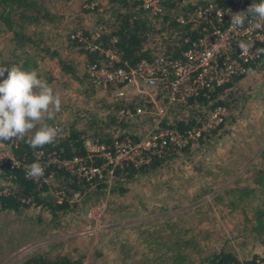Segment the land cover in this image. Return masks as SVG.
I'll return each mask as SVG.
<instances>
[{
  "label": "trees",
  "instance_id": "16d2710c",
  "mask_svg": "<svg viewBox=\"0 0 264 264\" xmlns=\"http://www.w3.org/2000/svg\"><path fill=\"white\" fill-rule=\"evenodd\" d=\"M82 1L79 11L94 14V25L92 29L78 26L73 28H79L86 35L88 32L91 33L92 40L100 47L115 49L118 58L109 64L110 67L130 66L141 58H149L156 54L168 58L178 57L180 50L186 45L184 41L186 36L190 40L195 39L202 32L210 29L212 24L222 28L228 20V16L224 14L221 21L190 19L178 22L174 18L175 14L188 9V6L180 7L179 0H161L163 12L153 18H149L145 10L134 0ZM90 2H93V5L86 6ZM225 2V0L218 1L223 5ZM259 2L260 0H245L244 13L248 14L247 8ZM55 13L49 10L44 0H0V35L3 34L5 37L4 48L0 49V66L11 68L16 65L26 71L35 69L39 77L46 80L50 86L58 83L64 87L69 83L66 78H69L76 84L78 92L89 100L97 91L109 94L108 89H102L90 81L85 69V64L89 62L108 64L102 51L87 50L75 39L69 38L68 33L73 28L67 29L65 37L60 40L55 32V16L57 15ZM98 24H103L104 30L99 29ZM73 48L82 57L81 67L77 66L78 58L74 55L70 56L68 51L64 52V49L73 50ZM44 59L54 60L60 72V78L52 75L50 70L42 68L40 63ZM244 67L243 74L233 75L222 84L215 85L211 89L200 90L189 96L185 104L173 107L170 118L161 120L162 125L181 130L195 124L207 109L216 104L227 108L228 114L220 124L205 130L197 139L184 147L162 157L152 155L148 162L138 166L127 163L115 167L116 178L108 187L102 181H96L91 185L88 181L70 175L63 169L55 168L51 163L44 165V173L53 169L54 181L56 180L58 186L63 187L67 193L72 191L83 193L79 200L85 206L97 199L104 191L123 194L126 191L125 183L141 175H151L152 172L160 170L169 160L179 156L188 157L192 152L193 144L206 146L224 131L227 121L234 115L231 112L237 105L235 94L241 87L240 79L251 72H260L264 80V57L251 59L244 63ZM6 77L7 73H5ZM244 95V97L248 96V94ZM246 100L243 98L241 101L245 103ZM124 105L133 108L134 102L117 98L105 102L99 98L94 101L90 110L68 105L67 108L71 113L67 119L57 120V114H55L54 120H46L49 125L60 127L63 131L56 142L45 145L43 148L32 149L25 143L39 125L37 129L26 135L24 140L3 141L9 144L11 154L21 164L10 167L9 158L0 159V180L6 183L5 186L0 185V213L14 212L17 216L22 210L37 206L43 209L47 216L37 213L35 218H32L33 221L59 229L72 219L68 220L60 216L71 213L70 217L77 218L76 202L68 203L65 199L56 202L44 186L36 187L32 178L25 176L26 166L34 162V156L38 150L43 152L53 150L60 157H71L86 154V141L106 143L113 137L121 138L126 135L133 141L137 140L140 134H135L132 130L135 120L138 118L140 122H144V118L150 117L148 115L143 118H139L138 115L120 118L115 116L114 110ZM241 107L242 105L237 106L238 110ZM260 154L263 161L253 159L240 176L225 186L223 191L214 195L213 200L222 203L221 196L227 198L228 195V201L224 206L239 213L233 222V232L231 230L233 238L235 235L240 236L243 241H251L259 245L262 251H253L249 257L238 260L233 253L230 239L224 235H218L213 227H208L205 232H202L196 230L192 224L186 225L176 220L168 221V219L160 218L157 226L149 231L150 235H153V242L157 245L150 248L152 254L141 264H264V148ZM61 223H63L62 227L59 226ZM210 233L214 235L211 236ZM156 237L158 240H155ZM66 241H46L20 254L8 264H44L45 262L73 264L82 256L77 255V248L70 247ZM64 243L68 245L65 247ZM87 264L90 263L87 262ZM130 264L139 263L131 262Z\"/></svg>",
  "mask_w": 264,
  "mask_h": 264
},
{
  "label": "rangeland",
  "instance_id": "374dc122",
  "mask_svg": "<svg viewBox=\"0 0 264 264\" xmlns=\"http://www.w3.org/2000/svg\"><path fill=\"white\" fill-rule=\"evenodd\" d=\"M82 2L44 0L49 10L57 14L55 32L60 40L65 37L69 28H93L94 14L80 12L79 6ZM4 39V35H0V49L4 48ZM66 51L70 56L78 58L77 66L81 67L82 57L76 53L75 48L64 49V52ZM40 64L42 68L50 70L52 75L61 77L53 59H44ZM262 77L260 72H251L240 79L241 87L235 94L237 105L231 112L234 115L227 121L224 131L218 137L206 146L193 144L188 157L179 156L169 160L151 175H141L125 183L126 191L121 195L104 191L85 206L79 200L83 193H79L78 199L74 201L78 216L70 217L71 213L60 216L68 220L72 218L63 228L34 222L32 218H35L37 213L47 216V213L37 206L22 210L17 216L14 212L0 213L1 264H8L18 253L33 249L49 240H67L70 247L77 248L76 254L82 256L80 260L90 264H141L152 254L150 248L157 245L149 231L157 226L160 218L176 220L186 225L192 224L196 230L202 232L208 227H213L218 235L230 239L233 253L238 260L249 257L253 251H262L259 245L243 241L240 236L235 235L233 238L231 230L233 232V222L239 213L224 206L228 195L227 198L221 196L222 203L213 200L214 195L223 191L225 186L240 176L253 159L263 161L260 154L264 148ZM4 78L5 76L0 77V80ZM66 80L69 83L64 87L58 83L52 84L54 91L61 96L63 105L61 111L56 113L57 120L62 121L70 116L68 105L90 110L96 99L102 98L105 102L112 99L103 91H97L89 100L78 92L74 81L69 78ZM244 94L248 96L244 97ZM153 95V90L146 86L130 87L126 99L122 100L133 101L135 105L140 103L141 97L149 99ZM243 98L247 99L245 103L241 101ZM154 100L159 103L158 98ZM240 105L242 107L238 110L237 106ZM150 109L155 110L153 106ZM171 114V109L165 112L167 117ZM145 116L147 117V114L140 115L139 118ZM148 116L150 118H144V122H140L138 118L135 120L132 128L135 134L143 133L152 125L156 114L152 112ZM55 181L53 180V184ZM5 184L0 180V185ZM98 207L102 208L100 220L106 228L90 235L79 233L88 220L87 212H94ZM59 226L62 227L63 223ZM210 235L213 236L214 233ZM155 240H158V237ZM63 245L66 247L68 244Z\"/></svg>",
  "mask_w": 264,
  "mask_h": 264
},
{
  "label": "built area",
  "instance_id": "2783aa9c",
  "mask_svg": "<svg viewBox=\"0 0 264 264\" xmlns=\"http://www.w3.org/2000/svg\"><path fill=\"white\" fill-rule=\"evenodd\" d=\"M134 1L138 2L149 18L159 16L163 12L161 0ZM218 1L179 0V6L182 8L188 6V9L175 14L174 18L178 22L190 19L221 21L224 14L228 16V20L222 28L212 24L210 29L202 32L195 39L190 40L186 36L184 38L186 45L180 50V55L175 58L156 54L149 58H141L130 66L110 67L109 64L118 58L114 48H102L92 40L91 33L88 32L86 35L79 28L71 29L68 33L69 38L75 39L87 50L102 51L107 59L108 64L89 62L85 64V69L90 81L102 89H108L110 97L126 99L127 90L130 87L146 86L153 90L152 98L141 97L140 103L133 108L127 105L120 106L114 110L115 116L119 118L140 116L153 112L156 117L152 125L141 133L137 140L133 141L126 135L121 138L113 137L106 143L86 141V154L71 157H60L53 150L47 152L38 150L35 153L34 162L42 166L51 163L55 168L63 169L70 175L88 181L91 185L96 181H102L108 187L116 178L115 167L127 163L138 166L148 162L152 155L165 156L191 143L205 130L220 124L228 114L227 108L221 104L210 107L195 124L181 130L161 124V120L167 117L165 115L167 110H172L175 105L185 104L189 96L200 90L211 89L229 80L233 75L243 74L245 62L264 57V29H251L248 22L251 16L243 11L245 0H225L224 5L219 4ZM92 5L93 2L86 4V6ZM235 13L248 16L244 26L238 29H233L231 25L232 15ZM97 27L104 30L103 24H98ZM240 41L250 44L247 52L237 46ZM155 98H158L159 103L155 102ZM151 106L155 108L154 111L150 109ZM5 158L10 159V167L21 164L11 154L9 144L0 142V159ZM26 170L24 174L29 178ZM53 180L54 170L49 169L38 181H33L36 187L44 186L56 202L65 199L70 203L78 199V191L67 193L63 187L53 184ZM101 215L100 207L94 212L88 211V220L79 233L90 235L106 228L100 220ZM73 264H87V262L79 260Z\"/></svg>",
  "mask_w": 264,
  "mask_h": 264
},
{
  "label": "clouds",
  "instance_id": "9594fccd",
  "mask_svg": "<svg viewBox=\"0 0 264 264\" xmlns=\"http://www.w3.org/2000/svg\"><path fill=\"white\" fill-rule=\"evenodd\" d=\"M246 11L251 16L248 20L251 29H264V0L251 4ZM246 19L248 16L233 14V29L243 27ZM237 46L244 52L250 48V44L243 41ZM5 73L7 77L0 80V142L24 140L38 125L34 134L25 140L30 148H43L56 142L63 130L49 125L46 120H54L55 114L61 111L59 93L40 78L35 69L26 71L16 65L11 68L0 66V77H4ZM44 171V166L34 162L28 166L26 175L38 181Z\"/></svg>",
  "mask_w": 264,
  "mask_h": 264
},
{
  "label": "crops",
  "instance_id": "0c3cea01",
  "mask_svg": "<svg viewBox=\"0 0 264 264\" xmlns=\"http://www.w3.org/2000/svg\"><path fill=\"white\" fill-rule=\"evenodd\" d=\"M25 251H27V250H25ZM25 251H24V252H22L21 254L25 253ZM18 254H19V253H18ZM18 254H17V256H19V255H20V254H19V255H18Z\"/></svg>",
  "mask_w": 264,
  "mask_h": 264
}]
</instances>
